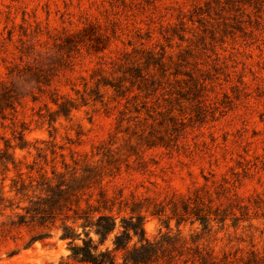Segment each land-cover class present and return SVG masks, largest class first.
Listing matches in <instances>:
<instances>
[{
  "label": "rangeland",
  "instance_id": "1",
  "mask_svg": "<svg viewBox=\"0 0 264 264\" xmlns=\"http://www.w3.org/2000/svg\"><path fill=\"white\" fill-rule=\"evenodd\" d=\"M35 50L54 56L50 89L77 108L50 123L56 105L35 89L0 116V147L23 127L30 142L14 151L28 186H12L11 164L0 172V264H88L61 238L74 201L27 213L45 196L39 169L89 184L82 207L102 191L119 227L135 204L151 239L193 234L221 264H264V0H0V77ZM197 194L224 224L174 215Z\"/></svg>",
  "mask_w": 264,
  "mask_h": 264
},
{
  "label": "trees",
  "instance_id": "2",
  "mask_svg": "<svg viewBox=\"0 0 264 264\" xmlns=\"http://www.w3.org/2000/svg\"><path fill=\"white\" fill-rule=\"evenodd\" d=\"M34 52H37L38 56L28 54V59L24 63H14L8 67L6 78L0 77V116L5 118L8 110L15 112L17 103H21L22 98L26 96H31L34 100L39 99L35 92L37 89L38 92L47 91L51 101L56 105V108L52 110L48 107L49 118L47 119L50 123L60 115L68 117L71 111L77 108V104L71 97L64 95L57 97L54 95L56 91L52 92L50 89L56 75L52 61L54 56L48 51L35 50ZM96 86L99 88L98 84ZM40 116L45 117L42 114ZM25 131L26 127H23L18 136H15L17 138L14 143L7 139L4 147H0V172L10 170V164L12 165L17 175L12 178V186L17 192L28 186L20 161H17L14 154L16 148L25 149L30 145ZM38 171H40L41 181L35 188L40 189L45 196H39L38 200L31 201V206L26 208L27 213L32 218L38 216L41 221L45 214L54 213L55 209H60L64 203L74 201L76 206L69 205L73 213H65L66 219L63 222L61 238L69 240L71 256L76 261L88 264H178V259L183 258L185 264L188 262L221 264L212 251L202 248L197 243L193 234L190 239H187L181 232L172 234L169 230L165 232L160 230L153 239L148 237L144 227L145 215L142 210H137L135 204L131 206L128 216H122L121 227H119L117 216L112 213L113 205L108 204L102 191L100 199H96L97 204L91 201L93 195L90 194L84 199L86 206L82 207L84 194L82 191L90 188L89 184L83 183L77 177L67 180L65 172L56 169H53V177H49L45 171L40 169ZM27 176L30 179L29 185L33 186L32 175ZM53 179L56 180L53 181ZM73 180L75 183H71ZM95 181L98 182V180ZM173 211L180 220L187 215L194 216V220L200 221L204 230H211L212 221L224 224L228 216L220 204H213L211 196L204 198L200 194L193 199L189 197L183 200V213L177 207H174ZM153 213L160 214L158 210ZM68 220H71L72 224H68ZM167 227L169 228V224ZM79 228H82V231H79ZM117 229L119 231L116 232ZM91 232L98 236L97 241ZM113 232H115L113 247L101 248L100 246ZM117 252L122 253L121 261L117 257Z\"/></svg>",
  "mask_w": 264,
  "mask_h": 264
}]
</instances>
